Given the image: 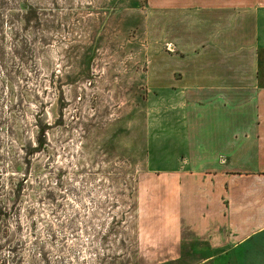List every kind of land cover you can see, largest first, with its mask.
I'll list each match as a JSON object with an SVG mask.
<instances>
[{
    "label": "rangeland",
    "instance_id": "1",
    "mask_svg": "<svg viewBox=\"0 0 264 264\" xmlns=\"http://www.w3.org/2000/svg\"><path fill=\"white\" fill-rule=\"evenodd\" d=\"M158 1L0 0V264L199 261L154 180L183 128Z\"/></svg>",
    "mask_w": 264,
    "mask_h": 264
},
{
    "label": "crops",
    "instance_id": "2",
    "mask_svg": "<svg viewBox=\"0 0 264 264\" xmlns=\"http://www.w3.org/2000/svg\"><path fill=\"white\" fill-rule=\"evenodd\" d=\"M153 8V85L183 119L180 144L154 175L168 239L199 250L196 264H264V0Z\"/></svg>",
    "mask_w": 264,
    "mask_h": 264
}]
</instances>
